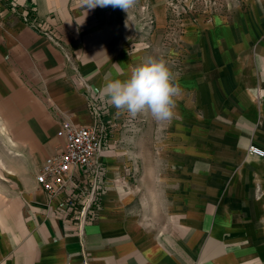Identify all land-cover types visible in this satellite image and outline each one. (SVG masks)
<instances>
[{"label": "crops", "instance_id": "0c3cea01", "mask_svg": "<svg viewBox=\"0 0 264 264\" xmlns=\"http://www.w3.org/2000/svg\"><path fill=\"white\" fill-rule=\"evenodd\" d=\"M117 25L81 0L0 1V264H264V155L248 151H264V0L183 36L165 161L148 169L180 172L144 178L141 198L114 160L121 148L108 147L101 206L82 231L77 211L37 183L44 159L63 150L62 119L90 124L89 95L113 109L103 85L137 66Z\"/></svg>", "mask_w": 264, "mask_h": 264}, {"label": "rangeland", "instance_id": "374dc122", "mask_svg": "<svg viewBox=\"0 0 264 264\" xmlns=\"http://www.w3.org/2000/svg\"><path fill=\"white\" fill-rule=\"evenodd\" d=\"M157 1L158 3L152 2L142 7L136 5L128 12L111 6L100 7V11L104 18H113V22H118L117 26L125 31L122 54L126 58L132 60L133 57H139L137 65L148 57L163 58L168 63L175 79L176 74L182 70L183 36L188 26L205 23L216 15H224L236 5H240L243 0ZM160 10L164 18L166 17L163 24L160 23ZM99 104L100 118L107 133V146L121 148L119 158L114 157V160L119 163L121 172L124 173L139 197L143 198L144 184L149 183L147 180L144 182V178L158 179L161 172L168 174L167 178H170L175 172H180L165 169L148 170L151 167L150 161L153 163L165 161L164 154L160 152L161 146L165 145L161 142L164 143L167 136L170 140L171 119L157 122L149 113L131 117L127 113L119 112L115 107L111 110L104 109L101 103ZM1 123L0 118V130ZM5 141L6 138L0 136V188L3 183H6L8 174L2 168L6 162L4 159L6 157ZM205 156L201 154V157ZM183 173L186 175L187 171L183 170Z\"/></svg>", "mask_w": 264, "mask_h": 264}, {"label": "built area", "instance_id": "2783aa9c", "mask_svg": "<svg viewBox=\"0 0 264 264\" xmlns=\"http://www.w3.org/2000/svg\"><path fill=\"white\" fill-rule=\"evenodd\" d=\"M1 1V0H0ZM16 3V0H13ZM29 20V12H24ZM30 23L44 28L32 20ZM59 45L62 42L53 33L46 32ZM71 59L69 53L66 54ZM89 106L93 115L90 124H74L62 119L57 135L64 139L60 153L47 156L36 174V181L50 199H59V207L66 211H77L79 230L93 220L100 209V196L104 187L106 168L102 162L108 149L107 133L100 118V104L95 95H89ZM249 152L263 156L264 151L250 145ZM87 258L84 263L87 264Z\"/></svg>", "mask_w": 264, "mask_h": 264}, {"label": "clouds", "instance_id": "9594fccd", "mask_svg": "<svg viewBox=\"0 0 264 264\" xmlns=\"http://www.w3.org/2000/svg\"><path fill=\"white\" fill-rule=\"evenodd\" d=\"M86 9L111 6L125 12L138 0H81ZM180 89L174 75L163 58L148 57L132 69L126 79H109L101 95L119 112L131 117L149 113L157 122L169 121L174 116L176 97Z\"/></svg>", "mask_w": 264, "mask_h": 264}, {"label": "bare ground", "instance_id": "6f19581e", "mask_svg": "<svg viewBox=\"0 0 264 264\" xmlns=\"http://www.w3.org/2000/svg\"><path fill=\"white\" fill-rule=\"evenodd\" d=\"M11 168V167H10ZM15 173V172H14Z\"/></svg>", "mask_w": 264, "mask_h": 264}]
</instances>
